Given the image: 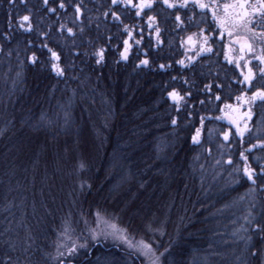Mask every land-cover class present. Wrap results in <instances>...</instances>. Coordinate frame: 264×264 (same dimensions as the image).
<instances>
[{
  "label": "trees",
  "instance_id": "1",
  "mask_svg": "<svg viewBox=\"0 0 264 264\" xmlns=\"http://www.w3.org/2000/svg\"><path fill=\"white\" fill-rule=\"evenodd\" d=\"M60 2L0 0V264H59L65 219L81 230L101 214L150 244L160 264H261L252 253L264 250V232L254 231L264 228V176L247 180L240 153L260 171L264 148L246 149L264 143V101L251 106L243 138L217 119L246 87L237 82L245 61L237 68L225 59L235 36L218 39L211 12L192 4L174 10L157 0L137 17V8L111 0H63L64 9ZM201 29L213 50L197 56L199 44L191 49L187 38L200 39ZM248 66L257 73L251 96L264 79L259 61ZM173 91L184 99L174 102ZM75 233L84 246L64 263L142 264Z\"/></svg>",
  "mask_w": 264,
  "mask_h": 264
},
{
  "label": "snow or ice",
  "instance_id": "2",
  "mask_svg": "<svg viewBox=\"0 0 264 264\" xmlns=\"http://www.w3.org/2000/svg\"><path fill=\"white\" fill-rule=\"evenodd\" d=\"M44 4L47 5L49 0H43ZM157 0H139L138 4H133V0H111L112 5H117L118 3H124L125 5H130L134 8H137L136 16L139 17L141 13L145 9H152L154 3ZM163 5H165L168 9H187L189 4L194 5L196 8L200 9L201 13L203 14L205 10L211 12L212 20L215 22L217 28L220 30V35L218 39L223 40L224 34L226 33L228 37L232 38L235 36V39H232L230 44L227 47V51L225 52V59L229 64L235 63L236 67H240V61L244 60V67L247 68V72H241L243 76V80L237 81L238 83L245 85L244 92L241 95L236 97V100L239 102L237 105L232 104H225L224 109L229 111L225 112L224 117H217V119L227 118L229 123L235 126L236 135L243 138L245 132L249 131L248 128V121L252 119L251 113V106L257 101H264V90H257L252 93L251 96H247V90L253 87V81L257 78V73L253 71L251 67L248 65L251 64L252 60L259 61V68L258 73L260 78L264 79V0H231V3H223L220 4L218 0H159ZM59 8L64 9L65 4L63 0H61L59 4ZM49 12H55L54 8H49ZM81 11L79 6H76V12L79 14ZM107 12L105 15L107 16ZM112 16L115 19H119L115 12H112ZM30 17L28 15L23 16V21H28ZM191 19V17H189ZM175 20L177 25L180 26L183 24L181 20V16L177 12L175 15ZM149 27H153L156 24L155 16H148ZM31 26L29 25V30ZM257 28H260L261 31L257 32ZM243 30L245 35L244 36H236V32L238 30ZM127 30V26H126ZM157 35H159L161 29L157 26L155 28ZM68 32L71 34L72 30L69 28ZM204 29L200 30V39H197V34L193 33L192 35L188 36L187 43L195 48L197 44H199V51L196 53L197 56L202 54H207L212 52V47L209 45V40L212 39L210 35H203ZM131 35V33H129ZM259 41L262 45L260 54H256V41ZM139 43V41H137ZM125 49L124 52L121 53L122 59H127L128 57V41H124ZM232 44L239 45V57L234 58L230 54L234 51L232 48ZM49 51H51L49 49ZM247 54H252V58L249 60H245V56ZM52 58L54 60H59V56L56 52H51ZM97 55L100 59L97 60V63L103 59V50L101 49ZM190 60L193 58H189ZM35 61V58H33ZM148 60L141 61V64L147 66ZM180 64H184V61H178ZM53 70L57 72L58 75L63 74V69L59 68L57 64L52 65ZM164 65H161L163 68ZM206 88H210V86L206 85ZM220 87V85H217ZM169 96L172 98L174 102L179 103L184 99L183 96H180L179 93L173 91L169 93ZM216 100H220V96L215 97ZM201 103H204L201 101ZM244 105L248 106V111L241 112V107ZM221 109V111H224ZM179 110V109H178ZM177 123L176 119L172 120V124L175 125ZM201 124L203 125V118H201ZM243 124V127H241ZM201 135V130L197 129L196 134L192 137L194 143H199V137ZM224 141L229 140V133H224L223 135ZM261 147L264 148V143H260L258 145H252L250 148L246 149L247 152H251L253 148ZM241 159L244 161V167L242 169L243 175L249 180L252 184L256 183V178L260 176H264V164L260 165V171L257 172L256 169L252 168L251 165L248 163V157L245 155L244 152L240 153ZM259 160V158H256ZM229 164H232V160H228ZM81 167L83 165L81 164ZM240 169H237L239 173ZM114 227V226H113ZM254 231L264 232V228H261L259 225L254 229ZM68 229L66 228L62 235H65L67 239L70 237L67 235ZM95 238V236H93ZM126 239V238H125ZM84 245H80L83 247ZM131 246V244H130ZM142 249L144 250L145 254H149L152 252V248L150 244H146L141 241ZM59 247H66V245H59L58 246V254L60 256H64L65 253L59 251ZM77 250V245L75 242L72 243L71 247L67 248V255H73ZM253 256L259 255L261 257V264H264V250H257L256 252L252 253ZM60 264H64V261H61Z\"/></svg>",
  "mask_w": 264,
  "mask_h": 264
},
{
  "label": "rangeland",
  "instance_id": "3",
  "mask_svg": "<svg viewBox=\"0 0 264 264\" xmlns=\"http://www.w3.org/2000/svg\"><path fill=\"white\" fill-rule=\"evenodd\" d=\"M235 45L239 51V45H237V44H235ZM189 47L191 49H194L190 45H189ZM238 103L239 102L236 100L233 105L235 106ZM227 111H229V110L224 109V111L221 112L222 117H224V114ZM246 111H248L247 105H244L243 107H241V112H246ZM232 126L235 128L234 125H232ZM241 127H243V124H241ZM70 191L71 190L69 188L67 190V195H68V193H70ZM31 194L32 193H27L23 197V199L24 200H32ZM61 194H62V192H61ZM9 197H14L12 192L7 196V198H9ZM68 218L69 217H67L65 219V221L63 222V224H64L63 229H64V231L66 228L68 229L67 235L70 237V239H67L65 237V235H62V233H64V231L59 234V237L61 236L62 237L61 239L64 240V241H62L63 243H61L60 245H66V247H59V251L65 253L64 256H60L58 254V249H57V251L55 253L56 254L55 258H57V260L62 261V260H65V258H71L75 254L74 253L71 256L67 255V248L71 247L73 242H75V244L77 245V250H78V248H81L80 247L81 242L78 241V238L75 237L74 234L69 235L72 231V232H76L75 235H77V236L80 235L84 240L87 238V240L91 243L100 242L106 246H117L121 250H123L127 253H130V254H133V256L135 258L139 259L142 264H160L159 257L153 252V250L151 253L145 254V252L141 246V241L135 240L122 227H120L118 225V223H116V221L111 219V217H107L104 214L97 215L95 217V221H94L95 223L93 224V226H91V227L84 226V228H82L81 230H78L77 228H75L73 226L74 224L72 221L68 222ZM71 236H74L75 238L73 237L74 238L73 239V238H71ZM93 236H95V238H93ZM130 244H131V246H130ZM77 250H76V252H77ZM128 261L129 260H127V262Z\"/></svg>",
  "mask_w": 264,
  "mask_h": 264
},
{
  "label": "water",
  "instance_id": "4",
  "mask_svg": "<svg viewBox=\"0 0 264 264\" xmlns=\"http://www.w3.org/2000/svg\"><path fill=\"white\" fill-rule=\"evenodd\" d=\"M60 264V263H59ZM64 264H71V263H64Z\"/></svg>",
  "mask_w": 264,
  "mask_h": 264
}]
</instances>
